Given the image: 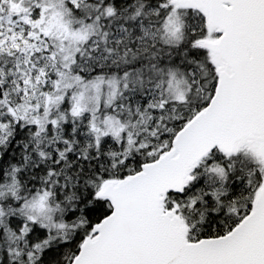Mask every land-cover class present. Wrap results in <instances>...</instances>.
<instances>
[{"label": "snow or ice", "instance_id": "snow-or-ice-1", "mask_svg": "<svg viewBox=\"0 0 264 264\" xmlns=\"http://www.w3.org/2000/svg\"><path fill=\"white\" fill-rule=\"evenodd\" d=\"M0 264H264V0H0Z\"/></svg>", "mask_w": 264, "mask_h": 264}]
</instances>
